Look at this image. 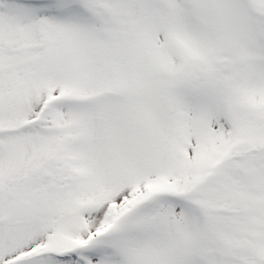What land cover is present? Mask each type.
Returning a JSON list of instances; mask_svg holds the SVG:
<instances>
[{
    "label": "snow or ice",
    "instance_id": "obj_1",
    "mask_svg": "<svg viewBox=\"0 0 264 264\" xmlns=\"http://www.w3.org/2000/svg\"><path fill=\"white\" fill-rule=\"evenodd\" d=\"M0 264H264V0H0Z\"/></svg>",
    "mask_w": 264,
    "mask_h": 264
}]
</instances>
